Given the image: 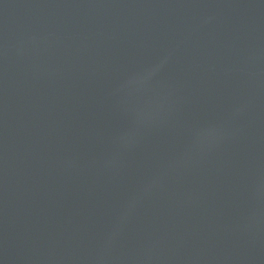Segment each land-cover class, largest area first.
I'll list each match as a JSON object with an SVG mask.
<instances>
[{"label": "water", "instance_id": "water-1", "mask_svg": "<svg viewBox=\"0 0 264 264\" xmlns=\"http://www.w3.org/2000/svg\"><path fill=\"white\" fill-rule=\"evenodd\" d=\"M0 264H264V0H0Z\"/></svg>", "mask_w": 264, "mask_h": 264}]
</instances>
